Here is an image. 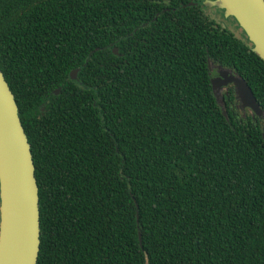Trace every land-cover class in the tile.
Instances as JSON below:
<instances>
[{
    "label": "trees",
    "instance_id": "1",
    "mask_svg": "<svg viewBox=\"0 0 264 264\" xmlns=\"http://www.w3.org/2000/svg\"><path fill=\"white\" fill-rule=\"evenodd\" d=\"M204 1L0 0L37 264H264V61ZM212 67L262 117L234 111L233 87L223 109Z\"/></svg>",
    "mask_w": 264,
    "mask_h": 264
},
{
    "label": "water",
    "instance_id": "2",
    "mask_svg": "<svg viewBox=\"0 0 264 264\" xmlns=\"http://www.w3.org/2000/svg\"><path fill=\"white\" fill-rule=\"evenodd\" d=\"M224 7L264 61V0H213ZM114 54L119 55L117 49ZM212 87L219 103L221 89L233 86L242 109L262 117L252 90L228 69H219ZM77 70L73 71L75 78ZM226 115V113H224ZM31 145L19 108L0 69V264H37L40 251L39 188Z\"/></svg>",
    "mask_w": 264,
    "mask_h": 264
},
{
    "label": "rangeland",
    "instance_id": "3",
    "mask_svg": "<svg viewBox=\"0 0 264 264\" xmlns=\"http://www.w3.org/2000/svg\"><path fill=\"white\" fill-rule=\"evenodd\" d=\"M206 1H213V0H206ZM207 10H209V16L211 18H214L216 20H218L220 22L221 25L228 27L231 31H233L237 36L247 39V36L244 34L243 30L239 27V25L237 24V22L226 12L224 7H219L216 5H212V7L206 8ZM214 73H217V69L216 71L214 70V67H212V75ZM228 91L230 89L231 86H228ZM233 87V86H232ZM234 88V87H233ZM226 91V89H223V92ZM219 104L220 106L225 109V106L223 104V102L221 101V99L219 98ZM236 106L234 107V111L241 114L242 116H247V115H251L252 112L247 110V109H242L239 102H236Z\"/></svg>",
    "mask_w": 264,
    "mask_h": 264
},
{
    "label": "flooded vegetation",
    "instance_id": "4",
    "mask_svg": "<svg viewBox=\"0 0 264 264\" xmlns=\"http://www.w3.org/2000/svg\"><path fill=\"white\" fill-rule=\"evenodd\" d=\"M204 1V0H203ZM206 1V0H205ZM204 1V2H205ZM208 2V1H207ZM207 12V9L205 8V13ZM218 23H220L219 21H218ZM215 71H216V69H215ZM219 71H218V69H217V73H218ZM217 73H214L213 75H212V77H214L215 76V74H217ZM228 88L229 87H225V89H226V91H224L223 92V89H221V92H220V95H219V98L221 99V101L223 102V104L225 105V99H226V97H227V95H228ZM230 88H232V86L230 87ZM229 100V99H228ZM237 104H235V106H236ZM248 110V109H247ZM251 115H253V114H251Z\"/></svg>",
    "mask_w": 264,
    "mask_h": 264
}]
</instances>
